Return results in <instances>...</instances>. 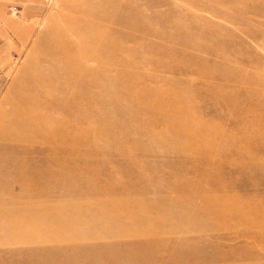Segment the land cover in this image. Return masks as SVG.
<instances>
[{
	"label": "rangeland",
	"instance_id": "obj_1",
	"mask_svg": "<svg viewBox=\"0 0 264 264\" xmlns=\"http://www.w3.org/2000/svg\"><path fill=\"white\" fill-rule=\"evenodd\" d=\"M45 3L33 38L0 77L1 129L20 118L12 111L25 93L39 95L27 87L30 81L43 84L55 69L59 77L69 69L65 61L48 59L64 47L54 40L60 31H67L66 46L79 50L78 24L85 47L93 48L98 7L109 10L108 22H115L110 13L118 12L116 18L127 24L145 21L143 32L139 29L132 37L144 33L148 42L115 51L127 65L104 63L105 79L89 88L97 96L78 94L80 110L50 114L53 124L45 123L41 131L47 130L49 156L30 155L32 144L12 148L15 136L0 139V264H264V243L251 237L264 236V151L251 156L257 141L254 135L244 137L253 113H234L209 96L207 85L223 81L203 73L226 67L224 72H247L264 80V0ZM187 33L199 47L181 42V34ZM168 42L182 54L176 62L181 69L155 64L161 58L154 45ZM86 66L97 73L101 65L89 57ZM119 67L160 89L190 91L198 113L192 117L202 128H219L211 133L201 128L188 136L172 131L167 117L144 111L140 99L126 95L127 89L136 93L138 86L118 80ZM63 122L67 127L61 134ZM24 160L31 164V181L23 179ZM240 172L249 174L241 177ZM255 215L257 225L247 226L244 219Z\"/></svg>",
	"mask_w": 264,
	"mask_h": 264
},
{
	"label": "bare ground",
	"instance_id": "obj_2",
	"mask_svg": "<svg viewBox=\"0 0 264 264\" xmlns=\"http://www.w3.org/2000/svg\"><path fill=\"white\" fill-rule=\"evenodd\" d=\"M108 11H106V9L104 7H98L97 10L93 13V15H94V33H95V36H97V40L95 39V43L93 44V48H89V46H88V48L85 47L87 44L85 45L84 44L85 42H82V38H83L82 27L79 26L78 24L75 27H77V30H79L78 34H79V37L81 38L80 39L81 43H79V45L77 46V47H79V50H75L76 47L73 50L72 47L66 46L67 45V42H66L67 31H65V30L60 31V33H58L56 35L54 40H56V42H58L59 45L64 46V47L58 51L55 50V51L49 53L48 59L51 61H56V60H61L62 62L65 61V63L68 65L69 69L65 68V70H63L65 72L62 71V73H64L62 77L58 76L59 69L58 70L55 69L56 72H52L49 74V80L47 82H44V83L41 82L43 84L36 83L35 81L29 82L27 87L29 89L37 90L39 92V95H35V97H33V96L28 97V95L25 93V96L21 100L20 105L14 106L13 111L11 110L12 113H19L20 118L16 119L12 123V126H8L7 128H2V129L0 127V139H4L5 136H11V137L15 136L16 138H18V140H16L12 144H9L12 148H15L17 150H22L24 145L32 144L35 147L33 149L28 150L30 155L43 154L45 156H49V155H47V153H50L51 151H49L50 149L48 150V148L46 146V140L49 139V137H47V133H46L47 130H46V132H43L44 134L41 133V131H42V128H44L45 123H48V122L52 123L51 122L52 120H50L51 119L50 114L53 112L54 113H64L66 111L68 112L69 110H72L74 112L76 110H80L81 108L79 107V104H83V103H81L82 100L78 94H81V95L85 96L86 98H88V94L93 95L92 97L97 96L96 93H95L96 95L92 94L89 91V88L94 87V86H91V83H94L96 80H99L101 78L105 79V76L107 73L106 71H107L108 67L105 66L104 63L109 64L107 62L113 60V62H111V63H115V62L116 63H122V62L125 63L126 62V65H127V63H128L127 60L124 61L123 59H121L123 57L120 58L118 54H116L114 56L115 51H118V52L122 51L125 47H126V49L131 48V50H132V48H133L135 50V47L139 43H141V41H142V43L144 41H146V43L148 42L146 40V38L144 37L146 35H143L144 33L142 34V36L136 37L137 36L136 35L135 36L136 38L132 37V35L135 31L138 32L139 29H141V31H142V29H145L144 28V26H145L144 22L145 21L141 22V24H138L136 21H129V24H127V22H128L127 20H124V19L121 20L119 18H116V16L120 14L118 12V14L110 13L112 15L110 19H113V21H115L116 23L115 22H108L104 19L107 16ZM147 25L148 24H146V27H148ZM157 33H159V31ZM154 35H155V33H154ZM192 38H193V34H189V33L184 34V35L181 34V36H180V39H182L181 42L185 46H190V44H191L192 46L199 47L198 46L199 44H196L195 43L196 41L194 40V38L193 39ZM129 41L133 43L132 47L128 46L127 42H129ZM170 44L171 43L168 42L163 47L159 46V45L157 46L156 44L155 45L153 44L154 48H155L153 50H155L156 54L159 55V57L161 58L155 64H157L158 67H170L172 69H177V70L181 69V67L178 66L179 64H177L176 62H177V58L182 54L179 50L170 46ZM151 45H152V43H151ZM148 46L149 45L147 44V47ZM149 48H151V46H149ZM99 50L100 51L103 50V52L99 53ZM89 57H93L95 59V61L99 62V64L101 65V66H99L100 70L98 72H97V70H98V67H97V70H96L97 73H95L94 70H93V72H91L92 68H90L91 69L90 70L86 66V61L88 60ZM128 61H130V60H128ZM225 68L226 67L217 68V71H214V70H208V71L204 70L203 71L204 75L208 74V76H213L216 74L219 77V79H221L223 81L220 83L211 82L207 85V90H208V93L210 94L209 96H211L216 101H219L224 106H231L232 107L231 109H234V113H240V114L241 113H253V116H252L253 118H251L250 124L247 128L248 134H244V137L249 136L248 140H251L253 135H254V139L257 141L256 143L258 144V146L252 145L249 153H251V156L252 155L255 156L256 154H259L260 152L264 151V122L262 121L264 119V80L263 79L256 80L253 78L252 75H248L247 72H246V74L244 73L240 76H238L236 74V72L234 74H230V72H228V71L224 72ZM128 74H126V71L124 69L119 67V74L117 75V78H119L118 80L121 79V81L126 80V84H127V80H131V81L136 82L135 85L138 86V88H137L138 91H136V93L131 92V91H127L128 90L127 88H126L127 90L126 89H124V90H126L125 91L126 95H128L129 98H133V99L138 98L141 100L140 105L142 106L141 108H143L144 111L146 110L147 112L160 113L161 116L163 115V117L164 116L167 117L168 127L170 129H172V131L174 130V132H178V134L182 133V134L187 135V133H189V132L196 134V132L202 128V125L200 124V120L193 118L191 115L192 113H194L196 116V114L198 115V113H197L196 108L194 109V104H193V100H192L193 94L190 91H188L186 89L179 91L176 88H172L173 86L171 88H168V89H160V87H157L155 85L150 84L151 83L150 79H149L150 77L148 78L150 83L147 80L145 83V80L142 77L140 78V80H138L139 77L134 78L133 76H131L130 74L128 75ZM64 76H66V77H64ZM79 76H81L80 79H82L80 81L77 80V78ZM75 80H77V81H75ZM118 80H116V78H115L114 81L118 82ZM227 81H230L233 84L226 85ZM96 82L94 83L95 85L98 84V82L97 83ZM128 83H129V85L128 84L127 85L131 86L130 81ZM122 84H123V82H122ZM230 85H232V86H230ZM122 86L124 87V84L121 85V88H122ZM130 90H132V88ZM26 92H27V90H26ZM86 106H87L86 109H89V110L92 109V104L90 106L85 105V107ZM80 113L81 112H79V114ZM73 114H76V113H73ZM236 116H238V114ZM238 117H240V116H238ZM68 119H69V117H68ZM181 119H183V122H181ZM81 122H83V121H81ZM67 123H68V125H73V127H74L73 123L70 122V124H69L68 121H67ZM76 123L78 126H79V124H81V126H82V123H79L78 120H76ZM64 124L65 123L63 122L62 124H60V127L58 128V132L61 134L64 133L65 128L67 127ZM64 126H66V127H64ZM78 126L76 127V129L78 128ZM246 126H247V124H246ZM218 128H219L218 125L207 124L206 127L202 128V129H204L203 132H210L211 133L212 131H215ZM243 129H245V128H243ZM38 131L40 132V136H37ZM192 131H195V132H192ZM59 133H56V135H58ZM195 134H194V137H195ZM185 135H183V136H185ZM207 135L208 134H206V136ZM191 136L192 135H190V137ZM50 137H52V135ZM198 137H197V139H198ZM202 137H203V135H202ZM209 137H211V136H209ZM185 138H187V137H185ZM188 139L191 140L192 138L188 137L187 140ZM226 139H228V138H226ZM206 140L209 141L210 138L205 139V141ZM211 140H210V142H211ZM58 141H60V140H58ZM61 141H60V143H61ZM191 141H193V140H191ZM196 141H198V140H196ZM223 142L225 143V141H223ZM235 142H237V140H235ZM62 143H64V141H62ZM187 143H190V142H187ZM193 143H194V141H193ZM196 143H198V142H196ZM52 144L55 145L54 142ZM245 144H246V142H245ZM56 146L59 147L57 144L54 147H56ZM63 146H64V144H63ZM232 146L234 147V144ZM224 148H225V146H224ZM226 149H228V148H225V150ZM222 150H224V149H222ZM222 150H221V152H223ZM47 151H49V152H47ZM225 154H227V153L225 152ZM233 154L235 155L236 152L233 151ZM238 154H240V153H238ZM245 154H247V152H245ZM245 156H244V159L247 157V156L246 157ZM226 157L227 156H225V158ZM24 165H26V166H25V168H23V169H25L24 170L25 177H23V179H26V180L30 179L29 181H31V179L33 177L31 164H30V162L25 161ZM20 166H22V165L20 164ZM248 174H249L248 172H240L239 173V175L241 177H246ZM250 176L251 175H249V177ZM28 184L26 185V189H27V186H29ZM258 205H260V204H258ZM258 208H260V207H258ZM262 210H264V209H262ZM256 215L254 218L246 217L244 219L247 226L255 227L257 225L255 218L257 219L258 216H256ZM225 220H227V219L225 218ZM224 225H225V223H224ZM251 237H253L258 243H264L263 234L251 235Z\"/></svg>",
	"mask_w": 264,
	"mask_h": 264
},
{
	"label": "crops",
	"instance_id": "obj_3",
	"mask_svg": "<svg viewBox=\"0 0 264 264\" xmlns=\"http://www.w3.org/2000/svg\"><path fill=\"white\" fill-rule=\"evenodd\" d=\"M45 10V0H0V77L29 44Z\"/></svg>",
	"mask_w": 264,
	"mask_h": 264
},
{
	"label": "built area",
	"instance_id": "obj_4",
	"mask_svg": "<svg viewBox=\"0 0 264 264\" xmlns=\"http://www.w3.org/2000/svg\"><path fill=\"white\" fill-rule=\"evenodd\" d=\"M15 9V7H13V10Z\"/></svg>",
	"mask_w": 264,
	"mask_h": 264
}]
</instances>
